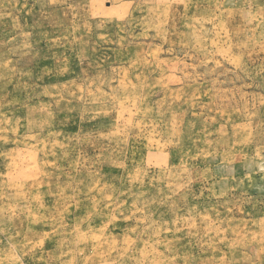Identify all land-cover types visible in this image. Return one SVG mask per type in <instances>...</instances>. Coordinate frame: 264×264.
I'll return each mask as SVG.
<instances>
[{
	"label": "rangeland",
	"instance_id": "rangeland-1",
	"mask_svg": "<svg viewBox=\"0 0 264 264\" xmlns=\"http://www.w3.org/2000/svg\"><path fill=\"white\" fill-rule=\"evenodd\" d=\"M0 264H264V0H0Z\"/></svg>",
	"mask_w": 264,
	"mask_h": 264
}]
</instances>
